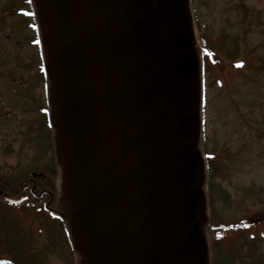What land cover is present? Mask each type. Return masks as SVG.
<instances>
[{
	"label": "water",
	"instance_id": "95a60500",
	"mask_svg": "<svg viewBox=\"0 0 264 264\" xmlns=\"http://www.w3.org/2000/svg\"><path fill=\"white\" fill-rule=\"evenodd\" d=\"M33 2L80 264H210L190 0Z\"/></svg>",
	"mask_w": 264,
	"mask_h": 264
},
{
	"label": "rangeland",
	"instance_id": "374dc122",
	"mask_svg": "<svg viewBox=\"0 0 264 264\" xmlns=\"http://www.w3.org/2000/svg\"><path fill=\"white\" fill-rule=\"evenodd\" d=\"M24 8L26 0H0V264H80L66 221L2 200L21 201L20 183L27 181L47 187L51 209L63 212L55 135L45 114L50 82L31 14H17ZM191 8L216 50L200 137L203 158L211 155L210 264H264V0H193ZM245 221L254 225L216 232L222 239L214 241L211 225Z\"/></svg>",
	"mask_w": 264,
	"mask_h": 264
},
{
	"label": "trees",
	"instance_id": "16d2710c",
	"mask_svg": "<svg viewBox=\"0 0 264 264\" xmlns=\"http://www.w3.org/2000/svg\"><path fill=\"white\" fill-rule=\"evenodd\" d=\"M194 27L198 31V37H197V49L200 55V60H201V74H202V111L205 113V89H206V76L209 72L208 66L210 64H215L216 62V50L215 46L212 44L211 39L208 38V36L205 34V30H203V25L201 22L198 21L197 18H195L194 21ZM40 39V37H39ZM204 122H205V114L203 118V128H202V136L205 134L204 130ZM205 140V138H204ZM211 155H208L204 153V160L206 164V174H207V184L206 187L204 188L205 193H207L208 196H210V164H209V159ZM47 178L42 176L39 178V181L46 180ZM25 180H22L21 182H24ZM26 183L30 182H25V183H20L21 184V195L23 196V199L19 201L18 203L11 202L7 200V198L2 197V200L4 204L7 206L11 207H24V206H30L32 209L36 208L37 212H45L49 214V216L54 219V220H59L62 219L61 215L57 216L54 215L56 212L51 209L52 204L49 202L50 195L48 192H46L47 187H42L40 184H37V186H32L30 185L27 189L24 188ZM32 183V182H31ZM7 189V188H5ZM59 217V218H58ZM65 221L64 219H62ZM67 222V221H66ZM258 223V221L256 222ZM216 224V223H215ZM68 225V223H67ZM251 225H254V222L250 221H245V222H240L239 224H220V225H211L210 230H212V236L214 241H218V239H222L221 237L216 236V232H232V231H238L240 229H244L245 227H250ZM69 229V227H68ZM206 229L209 230V226H206ZM70 235V231H69ZM71 237V235H70ZM72 238V237H71ZM215 241V242H216ZM0 261H5V259H0Z\"/></svg>",
	"mask_w": 264,
	"mask_h": 264
},
{
	"label": "flooded vegetation",
	"instance_id": "af4514ba",
	"mask_svg": "<svg viewBox=\"0 0 264 264\" xmlns=\"http://www.w3.org/2000/svg\"><path fill=\"white\" fill-rule=\"evenodd\" d=\"M192 1L193 0H190V2H191V4H192ZM26 5H27V8H24V9H20L19 11H17V14L19 15V16H22V15H24L23 14V11L24 12H26V11H29V13L31 14V16H30V18H31V20H32V22H34V29H35V33H37L38 34V19H37V12H36V9H35V6H34V3H33V0H26ZM28 9H30V10H28ZM32 30V29H31ZM31 44H33V41L31 42ZM47 79H48V77H47ZM45 88V90H47V93H48V104H49V106H50V98H49V88H50V86H45L44 87ZM47 88V89H46ZM45 114H47L48 116L50 115V108H47V109H45ZM52 129H53V127H52ZM53 132H54V130H53ZM53 140H54V138H53ZM34 176V175H33ZM30 186V184H28V185H26L25 187H29ZM62 215V214H61Z\"/></svg>",
	"mask_w": 264,
	"mask_h": 264
}]
</instances>
